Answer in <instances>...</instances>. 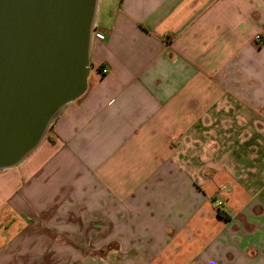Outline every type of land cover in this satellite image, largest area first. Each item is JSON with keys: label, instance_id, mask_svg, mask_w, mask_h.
Wrapping results in <instances>:
<instances>
[{"label": "crops", "instance_id": "crops-1", "mask_svg": "<svg viewBox=\"0 0 264 264\" xmlns=\"http://www.w3.org/2000/svg\"><path fill=\"white\" fill-rule=\"evenodd\" d=\"M100 21L54 142L0 172V264H264V0Z\"/></svg>", "mask_w": 264, "mask_h": 264}, {"label": "water", "instance_id": "water-1", "mask_svg": "<svg viewBox=\"0 0 264 264\" xmlns=\"http://www.w3.org/2000/svg\"><path fill=\"white\" fill-rule=\"evenodd\" d=\"M100 0H0V172L87 89Z\"/></svg>", "mask_w": 264, "mask_h": 264}, {"label": "rangeland", "instance_id": "rangeland-1", "mask_svg": "<svg viewBox=\"0 0 264 264\" xmlns=\"http://www.w3.org/2000/svg\"><path fill=\"white\" fill-rule=\"evenodd\" d=\"M106 4H107V0H100V5H99V11H98V16H97V24H96V27L99 28L101 26V19L103 17V14H104V11L106 9ZM180 133V132H179ZM47 136H49V139H47V137L44 138V140L42 142H49V143H53L54 142V139L52 138V130H50V132L47 134ZM41 142V143H42ZM169 146L172 147V146H175L176 142H174V140H170L169 141ZM19 167V166H18ZM17 167V168H18ZM218 203L216 204V207L217 208H220L221 206V202H220V199H218L217 201ZM216 203V202H215ZM220 203V204H219ZM216 207H215V210H216ZM92 254H94L93 256L95 257H98V255L96 254V252H93ZM97 255V256H96ZM91 256V257H93Z\"/></svg>", "mask_w": 264, "mask_h": 264}, {"label": "built area", "instance_id": "built-area-1", "mask_svg": "<svg viewBox=\"0 0 264 264\" xmlns=\"http://www.w3.org/2000/svg\"><path fill=\"white\" fill-rule=\"evenodd\" d=\"M103 38H104V36L101 33L97 32L95 30V32H94V39H103ZM254 38L255 39H260V36L259 35H255ZM97 68L99 69V71L101 72V74H106L107 71H108V68L105 67L104 65H99V66H97ZM90 70H91V66H90Z\"/></svg>", "mask_w": 264, "mask_h": 264}, {"label": "trees", "instance_id": "trees-1", "mask_svg": "<svg viewBox=\"0 0 264 264\" xmlns=\"http://www.w3.org/2000/svg\"><path fill=\"white\" fill-rule=\"evenodd\" d=\"M47 139H49V136H47Z\"/></svg>", "mask_w": 264, "mask_h": 264}]
</instances>
